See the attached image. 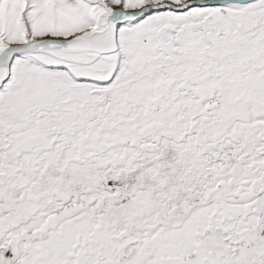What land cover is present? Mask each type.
Masks as SVG:
<instances>
[{
	"label": "snow or ice",
	"instance_id": "1",
	"mask_svg": "<svg viewBox=\"0 0 264 264\" xmlns=\"http://www.w3.org/2000/svg\"><path fill=\"white\" fill-rule=\"evenodd\" d=\"M0 264H264V0H0Z\"/></svg>",
	"mask_w": 264,
	"mask_h": 264
}]
</instances>
